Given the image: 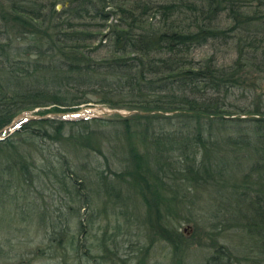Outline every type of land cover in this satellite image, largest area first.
Wrapping results in <instances>:
<instances>
[{
	"label": "trees",
	"instance_id": "obj_1",
	"mask_svg": "<svg viewBox=\"0 0 264 264\" xmlns=\"http://www.w3.org/2000/svg\"><path fill=\"white\" fill-rule=\"evenodd\" d=\"M59 1L0 0V149L11 151L1 161L0 189L18 185L25 192L55 178L79 198L81 186L89 190L94 178L92 187L109 199L128 200L122 194L134 191L150 207L146 195L167 189L165 179L226 188L230 169L214 158L218 147H209L214 137L221 143L212 129L230 130L223 141L246 150L260 180L254 208L239 215L264 255V100L249 110L227 105L234 92L254 85L250 81L264 80V0H65L58 11ZM206 45L229 47L235 58L226 66L213 55L195 61L192 52ZM90 103L130 113L111 122L124 138L112 167L108 158L90 166L64 156L82 149L85 120L46 117ZM35 109L39 118L8 130L15 117ZM164 113L194 125L186 135L161 132ZM233 115L248 117L228 118ZM77 126L81 133L63 140L64 129ZM51 141L61 146L57 154L46 145ZM104 168L124 189L107 182ZM160 233L169 242L174 238L166 226ZM223 263L235 264L220 249L207 264Z\"/></svg>",
	"mask_w": 264,
	"mask_h": 264
},
{
	"label": "rangeland",
	"instance_id": "obj_2",
	"mask_svg": "<svg viewBox=\"0 0 264 264\" xmlns=\"http://www.w3.org/2000/svg\"><path fill=\"white\" fill-rule=\"evenodd\" d=\"M65 3V0L57 2V10L61 11ZM225 23L223 21L222 25ZM211 55L219 66L229 65L235 58L234 52L226 46L206 45L192 52L195 61H203ZM250 82L254 85L247 84V91L234 92L227 101L231 111L249 110L259 98L264 100V80ZM91 99L98 101L97 96H91ZM81 110L84 111L46 115L87 122L89 128L82 136L85 137L82 149L77 151L78 154L72 151L64 156L77 158L78 163L90 166L105 164L104 159L108 158L112 167L114 154L122 155L116 148L124 143V138L119 135L121 128L117 123H111L117 115L113 113L116 110L92 103L81 105L78 111ZM37 112L35 109L21 115L39 118L34 116ZM117 112L122 117L130 115L125 110ZM176 115L162 114L166 118L161 119V132L188 134L194 121L187 123L175 118ZM246 117L233 115L228 118ZM94 118L100 119L101 123L93 122ZM22 120L9 125L8 130H14ZM247 124L242 122V125ZM47 131L51 135L52 131ZM81 131L79 126L73 131L66 127L62 132L63 140L71 135L78 136ZM212 132L221 143H214V137L209 148L218 147L214 158H219L218 163L230 169L231 175L226 174V188L208 183L188 186L165 179L167 189L156 195H146L150 207L134 191L122 194L128 195V200L109 199L103 191L98 193L97 188L92 187L97 184L94 178L86 184L87 191L81 184L79 198L55 178L43 185L35 184L25 192L18 185L3 188L4 191L0 189V264H207L220 249L230 253L235 264H264L260 245L245 227L240 226L239 215L240 211L244 216L248 208H254L251 200L255 201V187L261 185L257 184L260 180L251 170L253 165L246 150H234L223 141L227 135H233L232 132L216 127ZM51 143L46 145H51L53 153L57 154L55 149H59L60 144L53 146ZM96 146H100L102 152H97ZM110 147L117 152L113 153ZM10 154V150L0 149V166ZM208 155L212 158L214 150ZM103 172L109 177L107 182L124 189L125 184L115 183L110 171L104 168ZM79 219L83 221L84 233L78 232ZM165 226L174 237L171 242L161 237V228Z\"/></svg>",
	"mask_w": 264,
	"mask_h": 264
},
{
	"label": "water",
	"instance_id": "obj_3",
	"mask_svg": "<svg viewBox=\"0 0 264 264\" xmlns=\"http://www.w3.org/2000/svg\"><path fill=\"white\" fill-rule=\"evenodd\" d=\"M84 110H81V111H76V113H82ZM109 113V112H108ZM113 113H115V114H119L120 115V113L119 112H117V110L116 111H113ZM21 119H24V120H29V118H27V117H25L24 115H19L14 121H13V123L11 124V125H13L17 120H21ZM0 140H2V139H0Z\"/></svg>",
	"mask_w": 264,
	"mask_h": 264
}]
</instances>
